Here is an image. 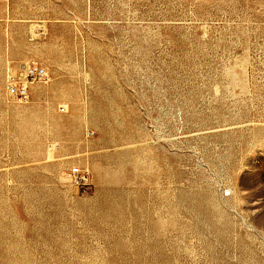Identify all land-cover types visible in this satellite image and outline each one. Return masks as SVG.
<instances>
[{"label": "rangeland", "instance_id": "374dc122", "mask_svg": "<svg viewBox=\"0 0 264 264\" xmlns=\"http://www.w3.org/2000/svg\"><path fill=\"white\" fill-rule=\"evenodd\" d=\"M0 264H264V0H0Z\"/></svg>", "mask_w": 264, "mask_h": 264}, {"label": "built area", "instance_id": "2783aa9c", "mask_svg": "<svg viewBox=\"0 0 264 264\" xmlns=\"http://www.w3.org/2000/svg\"><path fill=\"white\" fill-rule=\"evenodd\" d=\"M47 68L39 63L25 64L10 70L7 77V90L18 101H26L30 97L29 83L34 80H43L47 76ZM72 171L80 182L85 180V174L79 166H74Z\"/></svg>", "mask_w": 264, "mask_h": 264}, {"label": "bare ground", "instance_id": "6f19581e", "mask_svg": "<svg viewBox=\"0 0 264 264\" xmlns=\"http://www.w3.org/2000/svg\"><path fill=\"white\" fill-rule=\"evenodd\" d=\"M31 84H32V83H29V86H31ZM84 170H86V169H84ZM86 171L88 172V170H86Z\"/></svg>", "mask_w": 264, "mask_h": 264}]
</instances>
